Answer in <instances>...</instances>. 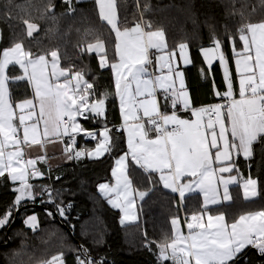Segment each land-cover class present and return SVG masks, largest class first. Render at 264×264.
Returning a JSON list of instances; mask_svg holds the SVG:
<instances>
[{"label": "snow or ice", "instance_id": "6c2138e0", "mask_svg": "<svg viewBox=\"0 0 264 264\" xmlns=\"http://www.w3.org/2000/svg\"><path fill=\"white\" fill-rule=\"evenodd\" d=\"M62 3L67 5L68 13L76 11L73 0ZM95 3L99 20L108 26L110 34L114 33L112 59L106 41L100 37L78 47L81 54L94 53L101 69H111L114 92L97 94L83 70L60 67L59 49L35 54L26 50L22 42H16L0 51V178L7 177L15 185L12 191L16 193L12 205L0 216V228L10 222L14 212L28 202L36 203L38 198L41 204H53L55 214L67 219L71 205L56 202L59 190L31 182L45 178L37 165L47 164V147L55 143L63 145L64 158L69 161L99 159L110 153L114 146L112 130L107 125L99 132L88 130L81 119L105 118L106 101L114 95L119 100L121 129L127 132V151L115 162V183L98 187L107 202L123 214L121 224L137 221L136 198L143 201L148 195V191L134 188L130 163L149 174L153 186L159 184L178 194L181 204L191 194L203 197L201 209L184 217L186 232L177 215L170 218L171 236L165 235L163 242H152L158 249L157 264H236L249 247L264 255V209L243 212L232 221L227 213L217 210V206L232 201L230 185L242 189L245 201L260 195L258 179L251 175L245 178L235 158L242 155L250 160L254 145L264 143V19L252 22L240 13L242 23L236 30L242 43L240 50L236 36L225 29L234 58L238 98L223 41L214 28L211 30L212 46L200 51L209 67L213 61L219 62L226 90L214 93L221 102L194 107L177 62L178 51L184 65L192 63L189 45L180 42L169 49L165 30H153L152 23L143 19V12L139 20L128 26L121 23L117 0ZM54 7L49 0L45 12ZM144 10H149V6ZM23 23L27 36L32 37L38 25L27 19ZM153 50L158 53V75L149 71ZM10 65H18L22 75L10 77ZM10 80H26L32 89L31 98L14 102ZM160 92L172 109L170 114L161 110L157 99ZM178 108L190 112V118L179 115ZM79 136L96 141L94 148L77 147ZM153 174L158 179H153ZM45 194L47 201L42 199ZM46 214L52 218L55 215L47 209ZM24 224L36 231L38 216L28 215ZM39 264H66L64 253ZM76 264H104V260L82 252L76 256Z\"/></svg>", "mask_w": 264, "mask_h": 264}, {"label": "trees", "instance_id": "16d2710c", "mask_svg": "<svg viewBox=\"0 0 264 264\" xmlns=\"http://www.w3.org/2000/svg\"><path fill=\"white\" fill-rule=\"evenodd\" d=\"M48 3L49 0H0V51L16 42H22L26 50L35 54L59 49L63 68L83 70L86 79L94 84L97 94L114 92L111 69H101L94 53L81 54L78 47L100 37L106 41L109 59H112L114 33L110 34L108 26L99 20L95 0H80L79 3L73 0L76 8L74 13L67 12V5L62 0H51L55 7L45 12ZM117 3L122 24L126 22L132 26L143 12V19L152 23L153 30H165L169 49L180 42L189 45L198 58L189 70L190 86L194 92L202 91L203 100L208 103L218 100L215 99L213 82L199 49L211 44V30L214 28L216 36L223 41V50L231 62L232 54L225 29L236 36L238 49L241 42L236 30L242 23L240 13L244 14L243 19L252 22L264 19V4L261 0H117ZM146 5L149 6L147 11L144 10ZM53 16L56 18L52 19ZM25 19L38 25L32 37L26 34ZM198 62L206 74L203 80L197 78ZM213 72L222 92L223 71L219 62ZM21 74L17 65H10V77ZM9 87L14 102L32 96L26 80H10ZM81 123L88 130L112 126V151L101 159L84 157L75 160L54 169L50 176L32 181L36 185H49L59 190L56 202L63 201L65 206L72 203L73 207L66 212V220L55 214L53 204H41V198L36 203L28 202L19 213L17 222H14V212L10 222L0 228V264H38L61 252L64 253L66 264H76V256L82 252L89 253L97 260L103 258L104 264H157L156 243L163 242L165 235L171 236L170 218L177 215L181 218L178 194L163 189L159 184L153 186L149 174L130 163L134 187L139 191H148V195L139 204V221L121 225L119 212L112 209L98 192L100 182L111 180L115 158L127 151L124 131L117 129L121 123L118 98L113 95L106 101L105 118L95 121L81 119ZM82 144L89 148L95 143L78 141V145ZM250 172L258 178L260 195L253 201H245L239 186L232 187V201L217 206L218 211L227 213L229 221L243 212L264 209V161L253 162ZM57 176L59 180L55 179ZM153 179L158 177L153 174ZM13 187L7 177L0 178V216L14 201L16 193L12 191ZM42 199L47 201V194ZM201 206L199 194H191L183 202V209L188 214L199 211ZM46 209L55 214L54 218L46 214ZM33 213L39 216L36 231L24 224L25 217ZM63 223L68 229L63 227ZM247 252V256L238 264H264V255L251 247L243 255Z\"/></svg>", "mask_w": 264, "mask_h": 264}, {"label": "crops", "instance_id": "0c3cea01", "mask_svg": "<svg viewBox=\"0 0 264 264\" xmlns=\"http://www.w3.org/2000/svg\"><path fill=\"white\" fill-rule=\"evenodd\" d=\"M242 48V43H241V46L237 49V50H240ZM189 54H190V57H191V59H192V63L191 64H189V65H184L183 64V62L182 61H180L179 60V52L177 51V62L179 63V66H180V70H182L183 72H184V78H185V84H186V88H187V90L189 91V94H190V99H191V103H192V106H194V107H200V106H207V105H209V104H211V103H208V102H204V100H203V94H202V91H198V90H195V92L192 90V88H191V82H190V77H189V70L191 69V67L193 66V64L195 63V62H197L198 61V58L193 54V52H192V50L190 49V47H189ZM156 55H158V53H155V51L153 50V64L152 65H150L149 66V71L150 72H153L154 74H156V75H158L159 74V72L156 70V65H155V56ZM49 59H50V57H49ZM199 63V62H198ZM196 64V63H195ZM18 66V65H17ZM10 67V66H9ZM19 67V66H18ZM60 67H62L61 66V63H60ZM222 68V67H221ZM229 68H230V71H231V73H232V75H233V82H234V89L236 90V93H237V98H238V82H237V79H236V75H235V64H234V58L232 57V60H231V62H230V60H229ZM50 70V69H49ZM196 70L198 71V73H197V78H199V79H202L203 80V77H205L206 76V74H205V71L203 70V68H202V66H201V64L199 63L198 64V66H197V68H196ZM22 71V70H21ZM222 71H223V68H222ZM22 75V74H21ZM196 78V79H197ZM235 79V80H234ZM193 81V80H192ZM223 87H224V89H223V91L224 90H226V83L224 82V80H223ZM9 90H10V87H9ZM32 90V89H31ZM222 91V92H223ZM161 93L162 92H160V93H158L157 94V99H158V103L160 104V107H161V110L162 109H164V110H166V112H168L169 114L171 113V111H172V109H171V107H170V105L169 104H166L165 103V101L163 100V98H162V96H161ZM29 98H31V97H29ZM21 100H23V99H20V100H18V101H16V102H19V101H21ZM119 101V100H118ZM217 102H221L220 100L219 101H217ZM212 103H214V102H212ZM120 110V109H119ZM177 111H178V114L179 115H181L183 118H190V112H185V111H181L179 108L177 109ZM120 116H121V114H120ZM121 125H122V117H121V123L117 126V129H121ZM108 127V126H107ZM104 128V127H103ZM103 128H100V129H96L95 131H97V132H99V131H102L103 130ZM109 129H111L112 130V126H110V127H108ZM122 130V129H121ZM111 133H112V131H111ZM124 135H125V139H126V146H127V132L126 131H124ZM154 135V134H153ZM82 141V139L79 137L78 138V141ZM83 142H84V140H83ZM82 145H84V144H82ZM94 146H95V144L91 147V148H94ZM62 148H63V145H61L60 143H55V144H51V145H49L48 147H47V155H48V157H49V159H48V162H47V164H43V163H40V164H38L37 165V167H39L44 173H45V176L46 175H49L50 176V174L53 172V170L54 169H57V168H59V167H62V166H64V165H67V164H69V163H71V162H73V161H75V160H71V161H69V160H67V159H65L64 158V154H63V152H62ZM126 152V151H125ZM107 154V153H106ZM105 154V155H106ZM124 154V152H122L121 154H119L116 158H115V160H114V165H113V168L116 166V160L117 159H119L120 158V156L121 155H123ZM36 155V152H33V156H35ZM105 155H103L102 157H100L99 159H101V158H103ZM264 143H260V144H256V145H254V156H253V158H251L250 160H245L244 158H243V156L241 155V156H239V157H236L235 158V161H236V164H237V167L239 168V170H240V173L245 177V178H247V176L248 175H251L253 178H256V179H258L254 174H252L251 172H250V168H251V165H252V163L253 162H255V163H258V161L259 160H263L264 161ZM113 168H112V170H113ZM232 174H236L235 172L234 173H232ZM225 175H227V174H225ZM11 182V181H10ZM32 182V181H31ZM12 183V182H11ZM33 183V182H32ZM102 183H109V184H114L115 183V180H114V178H113V176H112V178H111V180L110 181H102V182H100L99 184H98V186L100 185V184H102ZM15 186V185H14ZM134 186V185H133ZM234 186H236V185H230L229 186V191H230V194H231V196H232V187H234ZM135 188V187H134ZM240 188V187H239ZM136 189V188H135ZM259 189H260V187H259ZM240 190H241V192H242V195H243V191H242V189L240 188ZM221 194H222V188H221ZM98 192H99V187H98ZM100 193V192H99ZM195 194H199V193H195ZM101 195V194H100ZM200 195V194H199ZM102 196V195H101ZM201 196V199H202V201H203V197H202V195H200ZM103 197V196H102ZM104 198V197H103ZM105 199V198H104ZM137 199V202H136V208H135V212H136V215H137V221L136 222H138L139 221V218H140V215H139V204H140V202H141V200H139V198L137 197L136 198ZM106 200V199H105ZM106 202H107V200H106ZM108 203V202H107ZM226 203H228V202H226ZM108 205L112 208V209H114L115 211H118L119 212V214H120V221H121V216L123 215L121 212H120V210L119 209H115V208H113L109 203H108ZM37 216H38V214L37 213H35ZM30 215H32V214H30ZM27 217V216H26ZM25 217V218H26ZM181 219V218H180ZM38 220H39V216H38ZM136 222H133V223H136ZM133 223H128V222H126L125 224H123V225H129V224H133ZM120 224H121V222H120ZM122 225V224H121ZM181 226H182V230H184L185 232L187 231L186 230V228L184 227V225H183V220L181 219ZM65 259V258H64ZM65 262H66V260H65ZM39 264V263H38Z\"/></svg>", "mask_w": 264, "mask_h": 264}, {"label": "water", "instance_id": "95a60500", "mask_svg": "<svg viewBox=\"0 0 264 264\" xmlns=\"http://www.w3.org/2000/svg\"><path fill=\"white\" fill-rule=\"evenodd\" d=\"M211 46H212V44H210V45H208V46H205V47H211ZM202 48H204V47H202ZM200 49H201V48H200ZM200 49H199V54H200V56H201V58H202V60H203V62H204V64H205V66L207 67V69H208V71H209L210 77H211L212 82H213V90H214V93H215L216 90H219V91H220V89H219V87H218V85H217V83H216V81H215L214 72H213V71H214V67L216 66V64L218 63V61H213L211 67H209V65L207 64V62L204 60V58H203V54L201 53ZM214 95H215V94H214ZM215 99L219 101V98H217L216 96H215ZM29 205H32V206H40V207H42V208H46L45 206L38 205V204H29ZM23 208H24V207H21L20 210H19L18 212H16L14 222H17V220H18V216H19V213L22 211ZM55 213H56V212H55ZM56 215H58V214H56ZM62 225H63V227L67 228V226H66L65 223H63ZM67 229H68V228H67ZM8 230H10V228H9ZM69 232L72 233L71 230H69ZM9 241H10V240H9ZM77 242L80 244V242H79L78 240H77ZM80 245H81V244H80ZM253 249H254V248H253ZM254 250L257 251L256 249H254ZM257 252H258V251H257ZM258 253H259V252H258ZM247 254H248V252H247L245 255L241 256V257L238 259V261L236 262V264H238L242 259H244V258L247 256Z\"/></svg>", "mask_w": 264, "mask_h": 264}, {"label": "built area", "instance_id": "2783aa9c", "mask_svg": "<svg viewBox=\"0 0 264 264\" xmlns=\"http://www.w3.org/2000/svg\"><path fill=\"white\" fill-rule=\"evenodd\" d=\"M136 1L138 2L139 0H136ZM161 96H162V98H163V93H161ZM214 103H218V102H214ZM211 104H213V103H211ZM209 105H210V104H209ZM162 111H166V110L162 109ZM95 130H96V129H93V130H91V131H95ZM79 137L82 139V141H83V140L86 141L82 136H79ZM79 137H77V141H78V138H79ZM88 141H92V142L96 143V141H93V140H88ZM77 147H85V146H84V145H78V143H77ZM68 204L71 205L70 208L73 207V204H72V203H67L66 206H67ZM180 206H181V219L184 220V217H185L186 215L190 216L192 213H191V214L186 213L185 210L183 209V204H181V202H180ZM70 208H69V209H70ZM185 228H186V227H185ZM157 260H158V257H157ZM165 264H170V262H165Z\"/></svg>", "mask_w": 264, "mask_h": 264}, {"label": "rangeland", "instance_id": "374dc122", "mask_svg": "<svg viewBox=\"0 0 264 264\" xmlns=\"http://www.w3.org/2000/svg\"><path fill=\"white\" fill-rule=\"evenodd\" d=\"M89 148H91V147H89Z\"/></svg>", "mask_w": 264, "mask_h": 264}]
</instances>
